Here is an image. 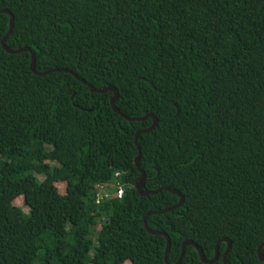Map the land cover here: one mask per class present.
<instances>
[{
    "label": "trees",
    "instance_id": "obj_1",
    "mask_svg": "<svg viewBox=\"0 0 264 264\" xmlns=\"http://www.w3.org/2000/svg\"><path fill=\"white\" fill-rule=\"evenodd\" d=\"M3 9L14 18L6 46L29 47L36 71L113 86L124 115L157 118L138 137V165L144 190L183 196L146 219L169 236L170 264L185 241L211 259L223 238L227 264H264V0H0ZM9 21L0 12V264H166V238L143 218L179 196L136 189L134 136L152 118L126 120L111 91L69 72H32L30 52L1 46ZM180 264L207 263L187 245Z\"/></svg>",
    "mask_w": 264,
    "mask_h": 264
},
{
    "label": "water",
    "instance_id": "obj_2",
    "mask_svg": "<svg viewBox=\"0 0 264 264\" xmlns=\"http://www.w3.org/2000/svg\"><path fill=\"white\" fill-rule=\"evenodd\" d=\"M0 12L2 13H6L10 16V21H9V30L8 32L6 33V35L2 38L1 40V46L8 52V53H19V52H22V51H28L30 52L31 54V65H30V68L32 70V72H34L35 74L37 75H40V76H43V75H46L50 72H53V71H65V72H69L71 74H73L77 79H80L75 73H72L71 71L67 70V69H50V70H47V71H44V72H39V71H36L35 70V56H34V52L29 48V47H22V48H19V49H10L6 46V39L7 37L11 34L12 32V29H13V26H14V18H13V15L10 11L6 10V9H3V10H0ZM82 83L84 84H87L84 80L80 79ZM87 86L90 88V90L92 92H97V93H106L108 91H111L113 93V96L110 100V104H111V107L113 109L114 112H116L117 114L123 116L126 120H136V121H143V120H146L147 118H152L153 120V124L151 125V127L147 128V129H139L136 133H135V136H134V143L137 147V150H138V154H137V157L135 159V164H136V167H137V170L140 172L141 174V179L136 183V189L138 190V192L141 194V195H149V194H157L158 192L162 191V190H166V191H170L174 194H177L179 196V202L172 206V207H169L165 210H162V211H150L148 212L144 218H143V224L145 226V228L147 229V231L153 235H162L166 238V249H165V256H164V262L166 264H170L168 262V253H169V249H170V238L169 236L163 232V231H159V230H155V229H152L151 227L148 226L147 224V216L148 215H151V214H160V213H166V212H169V211H172L174 210L175 208L177 207H180L183 203V196L182 194L178 191V190H175V189H171L169 187H162V188H159L157 190H144L143 187H144V183H145V173L144 171L139 167L138 163H139V159H140V156H141V151H140V146H139V143H138V137L141 133H147L151 130H153L157 124V118L155 117V115L153 114H148V115H145L143 117H128L126 115H124L117 107H116V102L118 100V91L115 89V87L113 86H106L102 89H96L94 88L92 85L90 84H87ZM92 109H90L91 111ZM227 242V247L222 255V260H223V263L224 264H227L226 263V256L230 250V247H231V242L227 239V238H223L219 241H217L216 243V246H215V255L213 256V258L211 259H206L205 257V254L203 253L202 249L194 242L192 241H185L183 242L182 244V248H181V254H180V257L178 259V261L175 263V264H180L181 261H182V258H183V255H184V250H185V247L187 245H191L193 247H195L199 253V256H200V259L202 262L204 263H207V264H212L214 263L217 259H218V256H219V244L221 242ZM264 245V243H262L259 247H258V254H259V258L261 261L264 262V254L261 253V249H262V246Z\"/></svg>",
    "mask_w": 264,
    "mask_h": 264
},
{
    "label": "rangeland",
    "instance_id": "obj_3",
    "mask_svg": "<svg viewBox=\"0 0 264 264\" xmlns=\"http://www.w3.org/2000/svg\"><path fill=\"white\" fill-rule=\"evenodd\" d=\"M111 187V186H110ZM58 188L61 192L64 191V184H58ZM14 203L17 205V206H20L22 208L23 211H27V208L23 205V200L22 198H18L14 201ZM95 233L93 235V238H96L97 234H98V228L96 227L95 228Z\"/></svg>",
    "mask_w": 264,
    "mask_h": 264
},
{
    "label": "built area",
    "instance_id": "obj_4",
    "mask_svg": "<svg viewBox=\"0 0 264 264\" xmlns=\"http://www.w3.org/2000/svg\"><path fill=\"white\" fill-rule=\"evenodd\" d=\"M97 191H98L97 199H98V201H99V200L102 199L101 191H104V188H103L102 186H100V187H98V190H97ZM121 194H122V189L120 188V189L118 190V195L121 196Z\"/></svg>",
    "mask_w": 264,
    "mask_h": 264
}]
</instances>
